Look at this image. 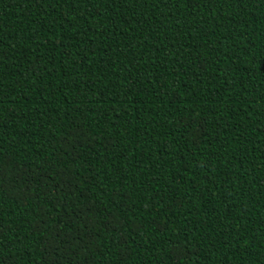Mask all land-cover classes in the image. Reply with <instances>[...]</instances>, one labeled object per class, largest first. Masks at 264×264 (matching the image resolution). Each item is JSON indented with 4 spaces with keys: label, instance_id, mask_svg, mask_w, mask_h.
Listing matches in <instances>:
<instances>
[{
    "label": "trees",
    "instance_id": "16d2710c",
    "mask_svg": "<svg viewBox=\"0 0 264 264\" xmlns=\"http://www.w3.org/2000/svg\"><path fill=\"white\" fill-rule=\"evenodd\" d=\"M0 264H264V0H0Z\"/></svg>",
    "mask_w": 264,
    "mask_h": 264
}]
</instances>
